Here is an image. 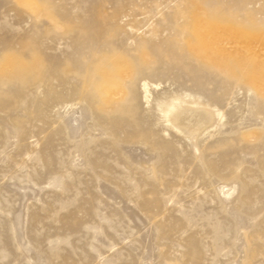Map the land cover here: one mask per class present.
Returning a JSON list of instances; mask_svg holds the SVG:
<instances>
[{
    "label": "rangeland",
    "instance_id": "1",
    "mask_svg": "<svg viewBox=\"0 0 264 264\" xmlns=\"http://www.w3.org/2000/svg\"><path fill=\"white\" fill-rule=\"evenodd\" d=\"M0 264H264V0H0Z\"/></svg>",
    "mask_w": 264,
    "mask_h": 264
},
{
    "label": "bare ground",
    "instance_id": "2",
    "mask_svg": "<svg viewBox=\"0 0 264 264\" xmlns=\"http://www.w3.org/2000/svg\"><path fill=\"white\" fill-rule=\"evenodd\" d=\"M26 6H31L29 3L25 4ZM217 28L207 24V23H201L200 24V33H199V37H200V41H201V47L204 50H209L210 48L217 50L219 47V44H221L222 42V38L215 33L214 29H220L223 30V28H219V26H216ZM213 30V33H211L210 31ZM217 34V35H216ZM217 53H219V61L223 62L224 60H226L225 56L223 54H221L220 52L217 51ZM223 55V56H222ZM16 58L13 59V61H11L9 63L10 68H12L15 71V77L13 78V80L15 81H21L22 76L24 75H28V76H35V74L37 73L39 66H31L28 63L19 61L17 56H14ZM118 68L116 67L113 71L110 72V76L114 75V72L117 70ZM251 76H254L253 74H251ZM254 78V77H251ZM257 82V81H255ZM156 108L160 111V112H167L170 110L171 106L169 105V103L167 101H165L164 99H161L158 102V105L156 106ZM194 108V109H193ZM196 107H189L186 108L181 114H177L176 117L178 118V120H181L183 123L190 125V126H195L197 128H202L206 122V114L204 112L195 110ZM172 112V111H170Z\"/></svg>",
    "mask_w": 264,
    "mask_h": 264
}]
</instances>
